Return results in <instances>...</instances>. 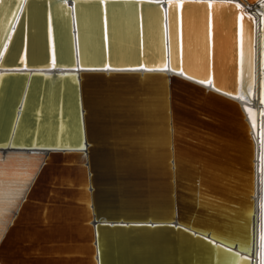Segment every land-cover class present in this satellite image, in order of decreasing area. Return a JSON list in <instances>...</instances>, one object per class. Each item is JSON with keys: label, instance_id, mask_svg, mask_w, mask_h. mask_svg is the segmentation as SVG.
Returning a JSON list of instances; mask_svg holds the SVG:
<instances>
[{"label": "water", "instance_id": "1", "mask_svg": "<svg viewBox=\"0 0 264 264\" xmlns=\"http://www.w3.org/2000/svg\"><path fill=\"white\" fill-rule=\"evenodd\" d=\"M262 1L0 3V264L59 263L51 245L79 264H264V102L247 138L234 100L253 101ZM239 10L252 23L240 81ZM217 161L245 164L252 187ZM79 170L87 197L70 203L78 186L61 177ZM32 231L44 237L24 241Z\"/></svg>", "mask_w": 264, "mask_h": 264}, {"label": "bare ground", "instance_id": "2", "mask_svg": "<svg viewBox=\"0 0 264 264\" xmlns=\"http://www.w3.org/2000/svg\"><path fill=\"white\" fill-rule=\"evenodd\" d=\"M262 4H263V7H264V1H262ZM240 7V5H238ZM5 10L4 9V12L2 13V16L0 18V30H1V26H2V23L5 19ZM254 17H255V45H254V84L253 86H251L250 88V95L252 97V99L250 100H253V101H248V100H245L242 98L241 96V92H240V88H238V91H237V94H236V99H234L238 105H240L241 107L244 106L245 108L242 109V119H235V124H237V128L239 130H241V132H243L242 135H245L247 133L251 134L252 130H254V128H256V123L258 121V110L259 108L261 107V104L258 102L259 99L264 102V90H262V88L264 87V82H263V79H264V70H261V74L259 73V70L261 67L260 64H264V8L260 9V12L259 13H256L254 14ZM260 17L262 19V26H261V35H262V40H261V46L259 45V37H260V30H259V27H260ZM251 20V19H250ZM245 23V31H244V28H243V24ZM257 24H258V30H257ZM246 25L248 26L249 25V30L247 31L246 30ZM251 27H252V23L249 22L247 19H245V22H243V19H242V10H239V14H238V45H239V73H238V79L240 81V77H241V57H242V41H243V38L245 37V44H244V53L247 54L248 53V50L250 47L248 45L249 43V40H250V37H251V40H252V32H251ZM247 36L249 39H247ZM260 50H261V55H260ZM251 52H252V46H251ZM260 56L262 57L261 61H260ZM260 77H261V85L259 86V80H260ZM193 85H197L195 84L194 82H191ZM205 90H210V92L213 94V98H215V100L217 102L221 101L223 103H227V102H231L230 99H227V97H223V95L215 92V91H212V89H210L209 87H204ZM194 92H197L196 89H194ZM199 100H204L203 98L199 97ZM223 100V101H222ZM233 100V99H232ZM256 100V101H255ZM226 101V102H225ZM230 107H232L230 104H226ZM261 114L263 113V110L261 109ZM246 136V135H245ZM60 137H65L67 138L68 135H67V125H66V122H64V125L61 126V129H60ZM247 137V136H246ZM248 138V137H247ZM245 140H248V139H245ZM33 141V140H32ZM249 141V140H248ZM241 142H244L245 144L241 143ZM249 144V142L247 141H242L240 140V142H238V144H241L243 146L241 147H245L246 149L248 148V146L246 144ZM247 161V159H245ZM243 161L242 163L246 162V161ZM197 162V161H196ZM241 166H237L235 164H231L230 166L233 167V169L231 167H227V166H224V163L223 161L222 162H219L217 161V166H213V171H221L222 173H224L227 177L231 178L232 180H234V182H236V186H244L245 188H250V186L252 187V182H249L250 181V178L248 175V171L247 169L245 168V164H240ZM81 171L79 170V172L76 171V177L75 178H71L70 176H67V177H61V181H65L68 183V185H76L78 186V188H76V190H69L68 191V194L69 196L65 197L68 198L67 200H70L69 202L70 203H74V202H77L79 200H84L87 195H86V189H85V180H84V176L80 173ZM212 177H214L215 175H211ZM252 179V178H251ZM263 186H264V182H263ZM72 188V187H71ZM252 189V188H251ZM54 193V191H52ZM263 193H264V187H263ZM51 197V196H49ZM244 212V211H243ZM241 219H243V223H245L246 221V216L244 215V213L241 214ZM262 219H263V240H264V204H263V216H262ZM231 222V224H235L233 221H229ZM239 224L241 227L237 226L238 228H241L242 230L245 229V224ZM236 226V225H234ZM71 230H69V232H66L63 233L62 231H64L63 229L62 230H58L60 232H62L61 234L62 237H63V240H67V239H70V241L73 239V236H74V230L73 228H70ZM60 232H57L59 234V236L61 237L60 235ZM57 233L56 235H51L53 237L57 236ZM65 235V236H64ZM24 241H28V242H38V237L41 238V237H44V234L43 233H40V232H36V231H32V232H26L25 236H24ZM52 239V238H51ZM65 240V241H66ZM263 244H264V241H262V251H263ZM47 248H49V251L48 250H45L44 252H47V253H52L51 256L52 258H56L57 260H59V263H56L53 262L54 264H79L81 263L79 260H76V259H70L68 260V258H70L71 256H73L75 253H77V249L75 248H72L70 245H59V246H48ZM248 250V247L244 244H239L238 245V251L240 252L239 254L240 255H248V256H253V251L250 253V252H246ZM249 251V250H248ZM31 253V252H30ZM29 252H23L24 255H22L23 257H26V256H29L30 255ZM43 253V252H42ZM255 253H257V241H256V245H255ZM225 258L224 259H228L229 262L227 264H243L244 261L242 262L239 258L237 259H231L230 257H226L224 256ZM254 258L255 262H257V256H254L252 257ZM261 259V257L259 258L258 257V261ZM60 260H62V262L60 263ZM52 262V261H51ZM263 262V260H262ZM42 264H48L45 263H42ZM257 264V263H255ZM260 264H261V260H260Z\"/></svg>", "mask_w": 264, "mask_h": 264}, {"label": "snow or ice", "instance_id": "3", "mask_svg": "<svg viewBox=\"0 0 264 264\" xmlns=\"http://www.w3.org/2000/svg\"><path fill=\"white\" fill-rule=\"evenodd\" d=\"M0 3H3V0H0ZM249 87H250V83H249ZM29 179H30V177H29ZM20 194L22 195V192Z\"/></svg>", "mask_w": 264, "mask_h": 264}]
</instances>
